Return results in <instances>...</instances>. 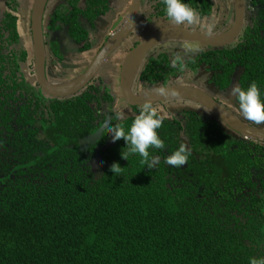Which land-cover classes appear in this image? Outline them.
Returning <instances> with one entry per match:
<instances>
[{
    "label": "trees",
    "instance_id": "trees-1",
    "mask_svg": "<svg viewBox=\"0 0 264 264\" xmlns=\"http://www.w3.org/2000/svg\"><path fill=\"white\" fill-rule=\"evenodd\" d=\"M8 2L15 10L17 1ZM107 2L87 0L88 17L98 18ZM161 3L154 10L166 15ZM189 4L201 18L211 13V0ZM64 18L77 23V14ZM16 22L0 11V264H250L264 257V233L255 228L264 222V143L199 138L201 159L190 176L168 170L165 158L156 169L139 155L124 159L122 139L94 171L82 143L51 137L83 134L81 96L64 110L32 94L19 68L24 52L1 40L6 28L16 34ZM242 39L231 50L196 55L221 62L224 55L241 86L255 81L264 89L263 16L248 21ZM116 162L122 175L111 169Z\"/></svg>",
    "mask_w": 264,
    "mask_h": 264
},
{
    "label": "flooded vegetation",
    "instance_id": "flooded-vegetation-1",
    "mask_svg": "<svg viewBox=\"0 0 264 264\" xmlns=\"http://www.w3.org/2000/svg\"><path fill=\"white\" fill-rule=\"evenodd\" d=\"M16 1L18 3L16 9L12 10L8 0H0V11L12 12L17 16L16 34L14 35L11 28H6L2 32L1 40L13 44L24 52V59L19 62L21 64L19 68L32 86V94L40 100H46L48 105L60 101L63 103L61 107L67 110L70 102L66 100L73 98L75 100L77 96H81L82 101L79 107L83 134L74 137L59 131L58 137L52 135L51 137L61 138L60 141L63 143L72 142L71 145L75 148L76 143H82L79 152L82 158L89 162L92 170L97 171L104 168L105 154L114 146L113 136L108 133L105 123L111 121L113 125L118 122L130 125L146 102H151L159 112L167 114V119L159 130L165 147L154 150L157 152L154 154L160 157L164 155L161 157L163 159L181 143L187 144L191 149L192 155L189 163H185L181 168L169 165L168 170L173 169L176 174L180 171L187 172L190 176L194 174V163L201 159L197 153L199 138L207 136V139L214 141L225 135L233 140L243 137L264 143V139L247 137L230 127L221 118L220 113L225 110L228 115L244 124L264 128V123L256 124L244 117L238 100L231 95V89L240 84V81L236 72L230 73L227 70L228 67L224 62L225 56L223 55V62H221L217 56L196 55L198 51L209 52L235 48L243 40L248 21L256 20L259 16L264 17V0H245L241 31L231 42L221 45H203L199 49L194 48L195 52H189L186 45L190 41L170 39L160 41L137 59L133 64L132 75L127 79L123 73L127 56L156 31L168 27H180L215 35L231 30L236 20L233 0V9L232 11L228 9V12L224 8L216 10L215 3L211 0V13L205 18H201L199 8L194 7L199 13V23L180 25L169 20L166 15L156 14L154 9L160 6L163 0H142L137 23L131 32L105 56L102 63L99 61L97 69L87 82L75 92L61 96L46 91L39 81L31 17L35 0ZM73 1L47 0L45 4L42 18L45 48L43 76L50 86L68 84L85 74L93 62L99 60V54L108 40L123 25L132 4V0H108V8L100 13L98 18L91 20L88 17V9H86L87 0H77L80 8L78 13H75L77 9L71 7ZM191 1L186 0L188 3ZM75 14H77L78 24L72 19L64 18V16L72 17ZM103 25L107 27L103 28ZM174 41L181 45L180 49L182 45L185 48L184 52L176 58L173 56L177 55L180 49L178 45L172 47ZM128 84L127 87L138 99L147 98L159 92L161 87L197 88L220 105V109L216 111L188 97L151 101L146 99L145 102L138 100L137 103H132L124 95V87ZM40 133L44 140H50L47 135L48 131L41 130ZM53 138L51 145L54 144ZM234 142L232 148L235 147ZM255 228L259 233L261 231L264 233V222L262 225H255Z\"/></svg>",
    "mask_w": 264,
    "mask_h": 264
},
{
    "label": "water",
    "instance_id": "water-1",
    "mask_svg": "<svg viewBox=\"0 0 264 264\" xmlns=\"http://www.w3.org/2000/svg\"><path fill=\"white\" fill-rule=\"evenodd\" d=\"M47 0H35L32 8V30L34 36V50L36 56V64L39 75V81L42 87L50 92L51 94L61 96V95H69L79 89L87 80L93 75L95 70L98 67L99 61L102 63L105 56L112 51L134 28L137 23L140 7L142 0H132V4L130 7L129 15L123 25L118 29L114 36H112L101 53L99 54V60L93 62L91 68L83 74L79 79H76L68 84L61 86H50L48 82L45 81L43 76V68H44V59H45V48L43 42L42 35V18L43 12L45 8ZM234 6L236 9V20L234 23V27L224 33L209 35L198 32L196 30L180 28V27H168L156 31L145 40L142 41L140 45H138L131 53L127 56L124 64V76L129 79L132 75L133 64L137 61V59L145 54L150 47L154 44L163 41V40H185L190 41L188 45H191L193 48H196L198 45H221L224 43L231 42L235 39L238 33L241 31L242 23H243V15L245 9V0H233ZM124 87V95L127 100L132 103H137L139 101H147L146 99L155 100V99H164V98H178V97H188L192 99H196L197 101L204 103L205 105L211 107L212 109L218 111L220 109V105H218L209 95L202 92L200 89L193 87H185V86H169L166 89L168 90V95H162L160 92L154 93L147 98H137L135 94L131 92V90L125 85ZM176 90L178 92L177 95H172V91ZM221 118L228 124L230 127L234 128L237 131L242 132L247 137H253L258 139H264V128H256L249 126L240 122L237 119L228 115L225 110H222L220 113Z\"/></svg>",
    "mask_w": 264,
    "mask_h": 264
},
{
    "label": "clouds",
    "instance_id": "clouds-1",
    "mask_svg": "<svg viewBox=\"0 0 264 264\" xmlns=\"http://www.w3.org/2000/svg\"><path fill=\"white\" fill-rule=\"evenodd\" d=\"M166 16L177 25L199 23L200 17L197 10L186 0H163ZM189 52H195L191 45H186ZM162 95H168V90L164 87L159 88ZM172 95L178 92L173 90ZM231 95L238 100L239 108L248 120L260 124L264 123V89L253 81L247 87L240 84L231 89ZM122 117V113L120 114ZM167 114L159 112L151 102H146L140 109L139 114L135 116L130 125L116 123L111 121L105 123L108 133L113 136V141L123 138L126 141V151H122L124 159L130 161V157L139 155L141 163L149 168H157L161 157L155 155L152 150L163 149L165 142L162 139L159 130L163 127ZM124 148V149H125ZM192 155L190 147L181 143L178 148L170 152L164 162L168 165L181 168L185 163H189ZM123 168L119 162L111 166L112 171L117 175H122ZM250 264H264V257H252Z\"/></svg>",
    "mask_w": 264,
    "mask_h": 264
},
{
    "label": "rangeland",
    "instance_id": "rangeland-1",
    "mask_svg": "<svg viewBox=\"0 0 264 264\" xmlns=\"http://www.w3.org/2000/svg\"><path fill=\"white\" fill-rule=\"evenodd\" d=\"M214 3H215V7H216V10H220L221 8H224L227 10L228 12V9H230L232 11L233 9V2L232 0H213ZM229 5V6H228ZM230 7V8H229ZM218 8V9H217ZM127 9V8H126ZM107 26L103 25V28H106ZM145 33H148V31H144ZM181 44H185V43H181ZM175 45H178L179 49H180V44L176 41L173 42V46L172 47H175ZM203 45H198L196 48H200L202 47ZM184 45H182V49H180L179 53L177 55H174L173 57H178L181 52H184Z\"/></svg>",
    "mask_w": 264,
    "mask_h": 264
}]
</instances>
